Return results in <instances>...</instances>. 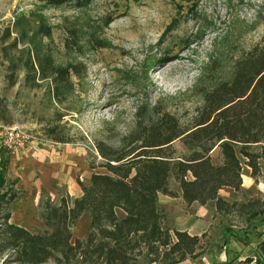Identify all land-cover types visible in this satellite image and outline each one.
I'll list each match as a JSON object with an SVG mask.
<instances>
[{
    "label": "rangeland",
    "instance_id": "obj_1",
    "mask_svg": "<svg viewBox=\"0 0 264 264\" xmlns=\"http://www.w3.org/2000/svg\"><path fill=\"white\" fill-rule=\"evenodd\" d=\"M263 34L264 0H89L56 7L36 0H0V96L13 116L11 125H0V141L2 128L14 127L25 139L24 146L14 152L30 146L66 147L80 152L87 165L94 166L91 171L104 173L98 167L103 160L97 142L116 145L132 127L141 106L160 103V110L171 112L181 123L188 122L199 104L194 90L199 80L204 75L226 77L231 63L259 43ZM4 49L16 65L12 86L6 78L9 69ZM39 50L58 66L71 63L84 69L63 103L50 97L48 81L26 80L24 60ZM212 62L219 64L213 67L215 71H211ZM47 127L68 142L47 138ZM173 146L178 153L184 152L179 140ZM14 152L0 145V157ZM210 155L219 163L218 148ZM237 156L243 162L239 151ZM260 164L262 174L264 163ZM169 188L179 194L173 179ZM220 196L228 202L247 201L264 197V193L253 186L238 191L224 188ZM178 198L160 195L158 203L176 229L200 238V255L182 264H203L207 251L215 258L233 241L243 247L242 251L228 249L234 263L258 258L264 213L249 227L233 215L229 219L217 215L209 204L207 215L200 214L197 205L189 209ZM85 216L72 229V241L86 237L89 224ZM0 264L13 263L5 256ZM44 264L55 263L48 260ZM70 264H80L79 259Z\"/></svg>",
    "mask_w": 264,
    "mask_h": 264
},
{
    "label": "trees",
    "instance_id": "obj_2",
    "mask_svg": "<svg viewBox=\"0 0 264 264\" xmlns=\"http://www.w3.org/2000/svg\"><path fill=\"white\" fill-rule=\"evenodd\" d=\"M46 6L70 3L82 5L89 0H36ZM39 28L41 29L40 25ZM16 42L11 47L15 48ZM9 74L8 86L15 84V61L3 50ZM155 61V60H153ZM155 62L151 64L154 66ZM219 65L212 62L211 71ZM27 82L48 81L50 97L63 103L74 90L75 80L83 73L76 64L58 66L52 58L27 55L23 63ZM211 73V72H210ZM200 97L195 113L181 123L160 103L141 106L135 112L132 127L122 134L116 145L103 141L96 150L104 173H92L88 185L79 184L81 196H61L56 203L48 197L37 206L41 229L27 230L9 221L11 204L17 197L13 184L6 181L5 162H0V258L13 264H178L196 258L200 238L181 231L171 223L168 212L158 204V194L180 197L186 206L212 202L215 213L229 219L237 217L251 227L264 213V197L228 202L219 196L224 188L238 191L243 165L256 182L264 163V34L261 41L243 50L231 63L226 77L199 80L194 88ZM13 116L0 96V125H11ZM47 138L66 143L54 128H45ZM182 143L178 153L175 141ZM219 149L220 161L211 152ZM237 151L244 157L243 162ZM90 168L94 166L90 165ZM173 179L179 194L169 188ZM89 218L84 239L72 241V229L79 219ZM228 221V220H227ZM261 236V235H260ZM264 251V239L257 244ZM264 264L262 258H246L234 263Z\"/></svg>",
    "mask_w": 264,
    "mask_h": 264
},
{
    "label": "crops",
    "instance_id": "obj_3",
    "mask_svg": "<svg viewBox=\"0 0 264 264\" xmlns=\"http://www.w3.org/2000/svg\"><path fill=\"white\" fill-rule=\"evenodd\" d=\"M1 159L5 162L6 181L12 183L14 190L17 192V197L11 204L9 221L30 231L43 227L42 222L36 217L37 206L42 198L48 197L53 203H56L63 195L78 198L82 194L79 184L88 185L89 177L94 173L80 152H72L66 147L54 148L47 146L44 149V146L41 148L30 146L28 149L11 153L7 157H0V162ZM245 168V175L243 174L244 170L241 175L240 189H248L255 186L256 189L264 193L263 171L255 182L250 176L249 168ZM220 191L222 189L218 192L219 196ZM160 195L158 194L157 200ZM178 199L183 203L180 197ZM208 204L210 205L209 208L215 212L213 203L209 202ZM194 205H197L198 213L207 215V205L201 206L198 203H192L189 206H185L193 209ZM85 217L89 224L88 216L86 215ZM189 234L198 236L197 234ZM78 238L80 239V237ZM232 248L236 249V251L243 250L242 246H237L236 242L233 241V243L227 245V248L224 246L222 252L215 256V258L211 250L207 251L208 256L202 259L203 264H213L214 261L224 262L227 259L232 260L229 257L230 252L228 250ZM259 257H264V251L259 253ZM186 261L187 259L178 264L187 263ZM251 264H255V261H252Z\"/></svg>",
    "mask_w": 264,
    "mask_h": 264
},
{
    "label": "built area",
    "instance_id": "obj_4",
    "mask_svg": "<svg viewBox=\"0 0 264 264\" xmlns=\"http://www.w3.org/2000/svg\"><path fill=\"white\" fill-rule=\"evenodd\" d=\"M25 139L14 127H3L1 131L0 145L9 152L23 147Z\"/></svg>",
    "mask_w": 264,
    "mask_h": 264
}]
</instances>
